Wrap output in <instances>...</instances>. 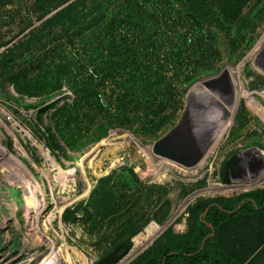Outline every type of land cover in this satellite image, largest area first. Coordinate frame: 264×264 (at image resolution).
Masks as SVG:
<instances>
[{"label": "rangeland", "instance_id": "374dc122", "mask_svg": "<svg viewBox=\"0 0 264 264\" xmlns=\"http://www.w3.org/2000/svg\"><path fill=\"white\" fill-rule=\"evenodd\" d=\"M227 69L264 106V0H0V264H144L264 190V118ZM220 235L257 253L264 216Z\"/></svg>", "mask_w": 264, "mask_h": 264}, {"label": "trees", "instance_id": "16d2710c", "mask_svg": "<svg viewBox=\"0 0 264 264\" xmlns=\"http://www.w3.org/2000/svg\"><path fill=\"white\" fill-rule=\"evenodd\" d=\"M258 215L264 216V190L202 204L194 215L195 234L165 249L157 245L144 264H264V247L257 253L251 249L241 258L225 248L220 235L226 223Z\"/></svg>", "mask_w": 264, "mask_h": 264}, {"label": "bare ground", "instance_id": "6f19581e", "mask_svg": "<svg viewBox=\"0 0 264 264\" xmlns=\"http://www.w3.org/2000/svg\"><path fill=\"white\" fill-rule=\"evenodd\" d=\"M232 72H233V69L231 70ZM231 71H229L228 69H227V72L229 73V72H231ZM239 73V72H238ZM229 81H231L230 83H233V86H234V88H235V106L240 102V100L244 97L245 99H246V102H247V104L253 109V110H255L261 117H263L264 118V106H262L261 104H259L258 102H257V100L254 98V92H249V91H247V92H244V91H242V89H241V84L240 83H238V81L237 80H235V78H233L231 75H230V73H229ZM240 82V81H239ZM243 84V83H242ZM212 85V84H211ZM195 89H200V90H203L204 92H206L207 93V95H209V97H211L212 99H217V96L218 95H216L215 93H213V92H211V90H209L208 89V87H206L205 86V83H203V84H200V85H198ZM199 90V91H200ZM198 91V90H197ZM202 92V91H201ZM200 92V93H201ZM199 93V92H198ZM219 93V92H218ZM263 93V95H264V91L262 92ZM219 99V98H218ZM232 107V106H231ZM229 125V124H228ZM228 125H226V126H228ZM123 135V134H122ZM122 137V136H121ZM137 144H138V146L142 149V151H144V150H147L146 148L144 149V147H142V145L139 143V142H137V141H135ZM119 145V144H118ZM127 145V144H126ZM130 145V144H129ZM149 152V151H148ZM19 162V161H18ZM25 170V169H24ZM102 168H99V166H94V169H93V172L95 173V175L96 176H99L100 174H101V172H102ZM89 187H90V185H89ZM89 189V188H88ZM27 214L29 215L30 214V212H29V210L27 211ZM32 225H33V227L34 228H36L37 227V225H36V221L35 220H33V223H32ZM153 227V226H152ZM156 230V229H155ZM155 230L154 229H152V228H148V231H146V232H148V235L150 234H153V233H155ZM148 235H141L142 237H139V238H137L138 239V242L136 243V248L139 246V245H143L144 244V240L146 239V238H148V237H150V236H148ZM153 236V235H152ZM150 241V240H149ZM134 251H136V250H134ZM129 257V256H128ZM128 257H126L124 260H122V262H121V264H124L126 261H127V259H128Z\"/></svg>", "mask_w": 264, "mask_h": 264}, {"label": "water", "instance_id": "95a60500", "mask_svg": "<svg viewBox=\"0 0 264 264\" xmlns=\"http://www.w3.org/2000/svg\"><path fill=\"white\" fill-rule=\"evenodd\" d=\"M118 250V248L109 253L108 255H106L105 257H103L102 259L99 260V262L97 264H117V262L119 260H121L124 255L126 254V250L120 254H117L116 251Z\"/></svg>", "mask_w": 264, "mask_h": 264}]
</instances>
